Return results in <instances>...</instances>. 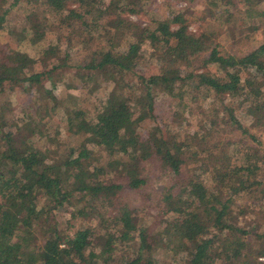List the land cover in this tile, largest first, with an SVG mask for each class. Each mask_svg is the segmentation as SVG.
<instances>
[{
    "label": "trees",
    "instance_id": "trees-1",
    "mask_svg": "<svg viewBox=\"0 0 264 264\" xmlns=\"http://www.w3.org/2000/svg\"><path fill=\"white\" fill-rule=\"evenodd\" d=\"M202 1L0 0V264H264V0Z\"/></svg>",
    "mask_w": 264,
    "mask_h": 264
},
{
    "label": "rangeland",
    "instance_id": "rangeland-1",
    "mask_svg": "<svg viewBox=\"0 0 264 264\" xmlns=\"http://www.w3.org/2000/svg\"><path fill=\"white\" fill-rule=\"evenodd\" d=\"M136 1L140 4L142 3V2H140V0H136ZM148 1H149V3L147 5V8H142L138 13L123 15L122 17H120V18H122L121 21H120V18L116 21L115 26L119 30H121V29L127 28V27H124L126 20L129 22H132V23L143 24V23H146L147 21H149L151 18L165 17L166 14H168V11L170 10L169 7L172 5L182 6V5L188 4L190 7L194 8V9H199L203 3L202 0H190V1L187 0V2L185 0H148ZM134 2H135V0H134ZM41 12H42V6L39 5L37 7L35 13L32 15V21L34 23L38 22L39 17L42 18ZM15 24L20 26L23 23L21 21H15ZM197 25H198V21H193V22H191V24H189V28L195 29ZM248 25H250V24H248ZM44 36H46V38H54L55 32L53 31V29H48ZM255 36H257V37L260 36V32L258 31L255 34ZM222 42H223L222 46H224L225 48H231L230 45H232V44L230 43L229 39L223 38ZM145 47H147V46H145ZM149 49H150V47H149ZM147 59H148V55H146L144 62H146L147 65L151 67L150 62H147ZM195 64L198 65L199 61L198 60L195 61ZM146 71H149V70H146ZM250 73H252V71L249 72L248 74L251 75ZM53 76H54V80L56 83L63 82L62 76H61V70L59 68H56L53 70ZM97 76L98 77H96V78L102 79V75H100L99 73ZM245 76H247L246 71H244V73L242 74L243 78ZM18 83L19 82L16 81V84H18ZM193 93H196V91H193ZM4 107H5V109L13 108L17 111H20L19 103L14 101L12 98L11 99L6 98L4 100ZM69 108L71 109L73 115H77V112L75 111L73 105L69 106ZM262 140H264V133L262 136ZM57 151H58V147L55 144L52 147L51 152L53 154H55V153H57ZM261 258L264 259V257H261Z\"/></svg>",
    "mask_w": 264,
    "mask_h": 264
}]
</instances>
